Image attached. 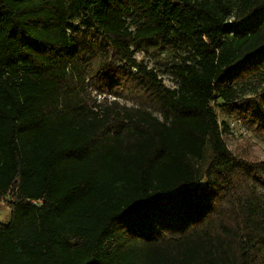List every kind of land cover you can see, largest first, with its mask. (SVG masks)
I'll use <instances>...</instances> for the list:
<instances>
[{"label": "trees", "instance_id": "trees-1", "mask_svg": "<svg viewBox=\"0 0 264 264\" xmlns=\"http://www.w3.org/2000/svg\"><path fill=\"white\" fill-rule=\"evenodd\" d=\"M151 42L185 53L176 88L135 60ZM215 100L264 136V0H0V264H264V161Z\"/></svg>", "mask_w": 264, "mask_h": 264}, {"label": "rangeland", "instance_id": "rangeland-1", "mask_svg": "<svg viewBox=\"0 0 264 264\" xmlns=\"http://www.w3.org/2000/svg\"><path fill=\"white\" fill-rule=\"evenodd\" d=\"M74 24L77 25L76 22H74ZM73 39L82 45H96V54L91 60V67L93 69L106 58L105 50H108V46L96 32L79 29L78 32L73 35ZM132 50L135 60L146 65L148 70L155 72L165 87L171 89L177 87L171 67L176 63H180L181 59L179 55L183 57L185 53H181V51L175 48H165L155 42L140 47H133ZM120 87L124 88L122 92H119V98L117 99L120 104L128 107L146 105L143 94L137 96V94L127 91V86L121 85ZM88 90L90 96L96 98L97 101H101L104 97L109 98V100H114L111 95H98L93 89L89 88ZM249 96L250 95L246 97ZM211 106L214 109L218 124L220 125L222 139L226 143L229 151L237 158L252 163L264 161V136L253 134L240 119L230 116L224 108V103L220 100H215L211 103ZM152 112H154L155 116L160 118L157 112L154 110ZM257 192L261 198H264V188L258 187ZM8 220L9 211L3 203H0V221L7 223ZM125 262L126 264H160L148 252L141 249L130 252L126 256Z\"/></svg>", "mask_w": 264, "mask_h": 264}]
</instances>
